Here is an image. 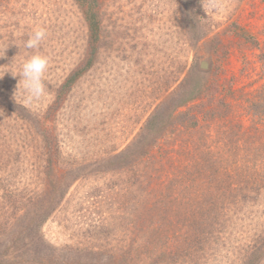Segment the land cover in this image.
<instances>
[{
    "label": "trees",
    "instance_id": "trees-1",
    "mask_svg": "<svg viewBox=\"0 0 264 264\" xmlns=\"http://www.w3.org/2000/svg\"><path fill=\"white\" fill-rule=\"evenodd\" d=\"M73 2L86 27L85 55L57 84L48 109L33 113L0 85V173L4 174L0 176V218L7 214L8 205L13 219L17 203L24 200L18 196L25 189L13 188L8 165L21 159L32 171L47 174L61 164V142L50 121L109 41L101 1ZM223 36L215 44L222 49V57L234 49L258 51V63L264 69V46L256 36L234 22L227 24ZM241 54L242 86L236 85L233 76L222 79L214 72L199 94L191 97L187 78H181L176 88L182 95L177 93L170 126L159 130L156 137L151 135L154 128L149 124L156 121L161 104L135 137L143 141H133L113 156L105 144L95 150L83 149L95 156L86 157L82 150L79 161L59 175L64 181L74 171L71 166L81 170L88 166V176L115 175L117 190L125 196L117 201L125 214L119 213L116 244L107 247L108 238L99 237L106 230L103 223L95 232L97 244L92 248L73 251L65 247L75 253L72 264H264V83L251 86L249 63ZM194 59V55L187 57V72H195ZM27 179L34 180L33 176ZM49 183L52 189L45 193V206L40 204L33 215L24 216L26 224H11L22 238H0L1 256L27 237L31 240L59 204L66 185L61 187L52 179ZM6 227L0 222V233ZM40 242L14 252L10 260L0 257V264L66 263L62 253L47 247L42 251Z\"/></svg>",
    "mask_w": 264,
    "mask_h": 264
},
{
    "label": "rangeland",
    "instance_id": "rangeland-1",
    "mask_svg": "<svg viewBox=\"0 0 264 264\" xmlns=\"http://www.w3.org/2000/svg\"><path fill=\"white\" fill-rule=\"evenodd\" d=\"M100 1L109 41L103 45L95 66L77 82L49 125L61 142V164L54 165V170L47 174L41 170L32 171L21 159L8 165L11 167L7 173L12 171L14 176L13 188L25 189L18 196L24 200L17 203L13 219L7 205V214L0 218L7 227L0 238L19 237V230L11 224L20 221L26 224L24 216L33 215L40 204L45 206L48 200L45 193L52 189L50 179L57 185L62 184L61 187L66 185L63 197L29 237L32 239L27 237L17 248L0 255L4 259L10 260L14 252L38 240L42 251L51 248L54 253H62L65 264H72L76 260L75 253L65 247L73 251L76 247L92 248L97 244L95 232L103 223L106 230L99 237L108 238L110 246L107 247L116 244L114 240L120 236L119 213L125 214L117 205L118 200L125 199L117 190V177L112 174L88 176V166L82 170L71 166L74 171L69 172L64 181L59 175L81 158L83 149L95 150L105 144L111 152L108 154L113 156L133 141H143L135 137L161 104L156 121L149 124L154 128L151 135L156 137L159 130L170 126L171 114L178 103L177 93L182 95L176 88L181 78H187L185 86L191 91V97L199 94L214 72L222 79L233 76L240 87L245 83L240 78L243 52L254 80L251 86L264 83L258 51L234 49L224 58L222 49L215 45L218 40L225 39L223 30L227 24L234 22L256 36L264 46L261 35L264 0H220L224 11L209 13L208 17L200 0ZM37 27L44 28L47 33L38 49L49 61L44 74L45 94L38 102L27 103L22 85L15 92L19 76L13 77L10 72L0 78V85L12 91L16 100L29 111L43 114L53 101L57 84L85 55L86 27L73 0H0V50L9 47L6 56L0 59V66L10 65L14 59L11 70H19L26 57L33 54V50L25 49L24 42ZM192 55L195 56L194 73L187 72L185 65L187 57ZM201 63L207 65L206 69L201 68ZM8 70V66L0 69V77ZM82 153L86 157L95 156L84 150ZM29 176L34 180L27 179ZM7 215L11 220L7 221Z\"/></svg>",
    "mask_w": 264,
    "mask_h": 264
},
{
    "label": "clouds",
    "instance_id": "clouds-1",
    "mask_svg": "<svg viewBox=\"0 0 264 264\" xmlns=\"http://www.w3.org/2000/svg\"><path fill=\"white\" fill-rule=\"evenodd\" d=\"M200 3L204 12L207 13V17L209 13L220 14L224 11V7L220 0H200ZM46 35L47 33L44 28H34L28 36V39L24 42L25 49L33 50V54L26 57V59L21 63L18 71L11 70V65L14 59L10 65H4L8 66L9 70L3 72L2 77H0L3 78L5 73L9 72L13 77L19 76L20 79L15 92L17 91L18 86L22 85L26 101L29 104L38 102L45 94L44 74L48 68L49 61L45 55H42L38 51V49L46 38ZM8 48L0 50V59L6 56ZM4 66H0V69Z\"/></svg>",
    "mask_w": 264,
    "mask_h": 264
},
{
    "label": "water",
    "instance_id": "water-1",
    "mask_svg": "<svg viewBox=\"0 0 264 264\" xmlns=\"http://www.w3.org/2000/svg\"><path fill=\"white\" fill-rule=\"evenodd\" d=\"M207 65L205 63H201V68L206 69Z\"/></svg>",
    "mask_w": 264,
    "mask_h": 264
}]
</instances>
